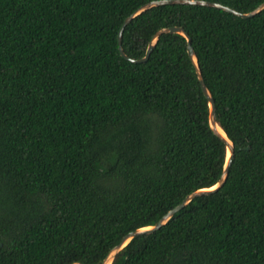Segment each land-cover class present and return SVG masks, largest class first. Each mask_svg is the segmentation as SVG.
<instances>
[{
  "label": "trees",
  "instance_id": "obj_1",
  "mask_svg": "<svg viewBox=\"0 0 264 264\" xmlns=\"http://www.w3.org/2000/svg\"><path fill=\"white\" fill-rule=\"evenodd\" d=\"M155 0H0V264H102L222 174L178 33L118 50ZM247 13L264 0H206ZM181 27L233 144L227 177L111 264H264V9L151 7L121 46Z\"/></svg>",
  "mask_w": 264,
  "mask_h": 264
},
{
  "label": "water",
  "instance_id": "obj_2",
  "mask_svg": "<svg viewBox=\"0 0 264 264\" xmlns=\"http://www.w3.org/2000/svg\"><path fill=\"white\" fill-rule=\"evenodd\" d=\"M171 4H189V5H199V6H206V7H213V8H217V9H221L224 10L226 12L232 13L234 15H237L241 18H248L251 17L253 15H255L256 13L260 12L262 9H264V2L261 3L257 8H255L254 10L247 12V13H241L238 12L230 7L218 4L216 2H211V1H206V0H155V1H151L149 3H146L144 5H142L140 8H138L135 12H133L131 15H129L122 23L119 32H118V50L121 54L122 57H124L126 60L132 62V63H139V62H143L146 61L150 52L152 51L155 43L157 42L159 36L163 33H178L181 34L182 36H184L187 40V53L188 56L190 57L194 67H195V71L197 74V79L199 81L200 87L202 92L204 93V95L207 97L208 99V106H209V116H208V122L209 125L211 127V129L213 130V132L224 142L225 146H226V160H225V164L223 166V170H222V174L220 176L219 181L213 185L210 188H204V189H199L196 191H193L191 194L187 195L180 204H178L177 206H175L173 209L169 210L155 225L153 226H148V227H143V228H139L137 230L131 231L129 233H127L122 240L120 241V243L118 245H116L114 248H112L110 250V252L108 253L107 257L103 260L102 264H111L112 259L114 257V255L120 251L124 246L127 245V243L134 237L143 233H150L153 232L157 229H159L162 225H164L169 219L170 217H172L177 211H179L180 209H182L184 206H186L194 197L199 196L201 194H207L210 192H213L214 190L218 189L220 186H222V184L224 183L226 177H227V173H228V168L231 162V159L233 157V144L232 142L227 138L225 132L223 131V134L217 129L216 127V120H215V108H214V101L209 93V91L207 90L204 81L202 79V75L197 63V58L195 56V53L193 51V48L191 46L190 43V37L188 36V34L181 28V27H176V26H172V27H168V28H162L160 30H158L153 37L151 38L149 44H148V48L146 50L145 56L141 59H134V58H130L128 57L122 49L121 46V36H122V31L125 27L126 24H128L136 15L140 14L141 12L154 7V6H159V5H171ZM73 264H78V263H73Z\"/></svg>",
  "mask_w": 264,
  "mask_h": 264
},
{
  "label": "bare ground",
  "instance_id": "obj_3",
  "mask_svg": "<svg viewBox=\"0 0 264 264\" xmlns=\"http://www.w3.org/2000/svg\"><path fill=\"white\" fill-rule=\"evenodd\" d=\"M217 129L223 134V130L220 128L218 124H216Z\"/></svg>",
  "mask_w": 264,
  "mask_h": 264
}]
</instances>
